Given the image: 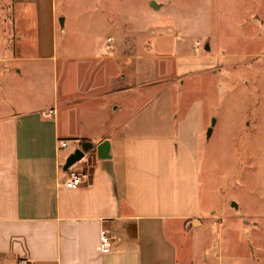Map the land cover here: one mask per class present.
Wrapping results in <instances>:
<instances>
[{
	"label": "crops",
	"instance_id": "1",
	"mask_svg": "<svg viewBox=\"0 0 264 264\" xmlns=\"http://www.w3.org/2000/svg\"><path fill=\"white\" fill-rule=\"evenodd\" d=\"M0 10L13 11L0 15V78L17 80L0 82V264H209L195 258L214 214L203 206L199 152L180 146L179 105L161 82L201 59L177 55L179 44L171 53L154 45L150 57L146 44L107 38L73 50L56 0H0ZM159 87L164 96L145 98ZM86 144L78 165L89 179L68 189L66 162Z\"/></svg>",
	"mask_w": 264,
	"mask_h": 264
},
{
	"label": "rangeland",
	"instance_id": "2",
	"mask_svg": "<svg viewBox=\"0 0 264 264\" xmlns=\"http://www.w3.org/2000/svg\"><path fill=\"white\" fill-rule=\"evenodd\" d=\"M56 4L66 19L61 40L66 38L73 50L86 44L95 49L113 38L132 50L146 44L150 57L155 56L154 45L171 53L173 44H179L186 51L179 49L177 55L190 56L191 62L201 59L200 68L191 73L161 80L163 88L173 87L172 98L179 105L174 115L181 119L180 146L199 152L203 206L214 213L207 231L197 236L204 255L198 247L195 258L197 263L202 258L209 264H264V0H56ZM1 14L12 17L13 11L0 10ZM15 21L18 34L16 17ZM29 32L33 37L32 29ZM206 44L210 50H205ZM15 78L4 73L0 82L8 88L15 85ZM154 81L150 77L148 83ZM163 88L144 96L160 99ZM203 123L198 147L193 137Z\"/></svg>",
	"mask_w": 264,
	"mask_h": 264
},
{
	"label": "built area",
	"instance_id": "3",
	"mask_svg": "<svg viewBox=\"0 0 264 264\" xmlns=\"http://www.w3.org/2000/svg\"><path fill=\"white\" fill-rule=\"evenodd\" d=\"M114 42L113 38H108L107 43L108 46H110ZM53 114L54 112L51 111ZM68 146V142L61 141L59 143V147L66 148ZM79 163L74 164L67 170V180L65 182V187L71 190H76L80 188L86 181L89 179V173L86 171V169L78 165ZM110 236L107 230L101 231V246L103 249H107L110 246ZM22 264H26L25 262Z\"/></svg>",
	"mask_w": 264,
	"mask_h": 264
},
{
	"label": "water",
	"instance_id": "4",
	"mask_svg": "<svg viewBox=\"0 0 264 264\" xmlns=\"http://www.w3.org/2000/svg\"><path fill=\"white\" fill-rule=\"evenodd\" d=\"M151 6L153 8H159V6H157V4L155 2H152L151 3ZM59 22H60L61 27L64 28V18H60ZM205 50H210L209 44H206ZM212 131H213V128L212 127L209 128L208 133H207L208 138L211 136ZM91 148H92V145L91 144H89L88 146L85 145L81 149H78L74 154H72L68 158V160L66 162V165H65V168H64L65 171H67L74 164L80 162L85 157V153L88 152ZM106 150H107V143L106 142H104L103 144H101L98 147L99 156L101 158H107V157H109L108 154H107V152H106Z\"/></svg>",
	"mask_w": 264,
	"mask_h": 264
},
{
	"label": "trees",
	"instance_id": "5",
	"mask_svg": "<svg viewBox=\"0 0 264 264\" xmlns=\"http://www.w3.org/2000/svg\"><path fill=\"white\" fill-rule=\"evenodd\" d=\"M87 146L89 145V144H86Z\"/></svg>",
	"mask_w": 264,
	"mask_h": 264
}]
</instances>
